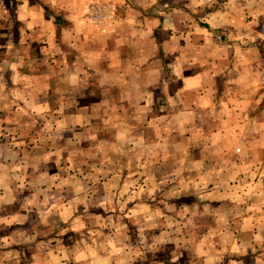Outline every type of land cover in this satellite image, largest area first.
Returning <instances> with one entry per match:
<instances>
[{
  "label": "clouds",
  "instance_id": "9594fccd",
  "mask_svg": "<svg viewBox=\"0 0 264 264\" xmlns=\"http://www.w3.org/2000/svg\"><path fill=\"white\" fill-rule=\"evenodd\" d=\"M0 264H264V0H0Z\"/></svg>",
  "mask_w": 264,
  "mask_h": 264
}]
</instances>
